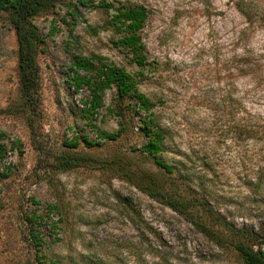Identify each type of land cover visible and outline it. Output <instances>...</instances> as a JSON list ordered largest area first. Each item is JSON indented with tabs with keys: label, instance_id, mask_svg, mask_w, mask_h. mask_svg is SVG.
Here are the masks:
<instances>
[{
	"label": "rangeland",
	"instance_id": "obj_1",
	"mask_svg": "<svg viewBox=\"0 0 264 264\" xmlns=\"http://www.w3.org/2000/svg\"><path fill=\"white\" fill-rule=\"evenodd\" d=\"M107 1L149 11L140 33L150 66L136 79L156 101L153 111L170 137L158 157L174 171L139 150L144 113L129 99L107 89L103 105L86 112L89 89L71 83L75 55L139 70L106 24L112 9L55 0L33 19L44 52L32 113L21 94L15 30L0 11V264H242L194 221L264 234V155L241 132L246 120L264 118V83L253 87L239 62L245 49L264 48L262 26L249 24L229 0ZM116 111L125 129L115 140L100 138V130L119 128ZM151 184L163 194H150ZM31 228L43 238L39 248Z\"/></svg>",
	"mask_w": 264,
	"mask_h": 264
},
{
	"label": "trees",
	"instance_id": "obj_2",
	"mask_svg": "<svg viewBox=\"0 0 264 264\" xmlns=\"http://www.w3.org/2000/svg\"><path fill=\"white\" fill-rule=\"evenodd\" d=\"M55 0H0V11H7L9 21L13 26L17 39V67L21 94L26 107L32 112L38 103L37 90L39 88V64L37 56L39 52H44V38L40 34L33 19L40 13L48 10L54 5ZM239 11L249 24H259L264 30V8L259 0H229ZM82 7H101L105 11L112 9L106 24L118 34L115 44L129 51L132 60L139 67L134 73L126 71L123 67H118L108 62L101 55L92 54L90 56L75 55L69 66L72 73L71 83L76 89L87 86L90 91L89 101H85L86 112L98 110L103 105V93L107 89H115V96L118 100L129 99L128 105L142 111L140 116V131L146 137V141L139 150L151 155L154 162L166 173H173L174 166L159 158L170 140L169 134L156 117L153 108L156 101L149 98L140 91L136 76H142L148 70L150 62L147 61L145 44L141 37V30L148 17V9L140 4L122 3L114 5L107 0H77ZM94 31L96 29L92 28ZM241 72L252 81V86L257 87L264 83V48L258 50L245 49L240 55ZM84 72V74L79 73ZM132 102V103H131ZM109 110L112 108L109 107ZM113 110V109H112ZM115 112V110H114ZM248 113V112H246ZM119 116V128L115 132L99 131L98 136L102 139L115 140L125 129V119L121 112L116 111ZM241 132L246 137H254L258 142L264 155V118L258 117L254 123L247 120L241 126ZM1 135V134H0ZM84 143L88 146L100 145V141H90L84 138ZM71 146H76L78 140L75 139ZM5 145L0 143V157H3ZM150 194H163L162 189L155 184L148 187ZM168 200V205L177 210L174 204L175 199L172 194H164ZM213 224L218 222L216 215L209 211ZM34 217L31 219L33 220ZM200 229L208 235L218 247L223 251L232 252L242 264H264V234L258 229L237 227L228 222H224V231L221 229L212 230L203 223L194 221ZM30 235L37 248L43 243L42 236L30 229ZM43 264H57L54 261Z\"/></svg>",
	"mask_w": 264,
	"mask_h": 264
}]
</instances>
